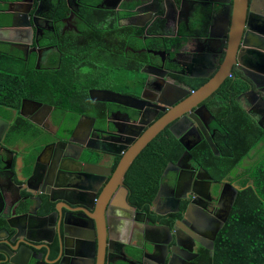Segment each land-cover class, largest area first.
I'll use <instances>...</instances> for the list:
<instances>
[{
    "label": "flooded vegetation",
    "instance_id": "obj_1",
    "mask_svg": "<svg viewBox=\"0 0 264 264\" xmlns=\"http://www.w3.org/2000/svg\"><path fill=\"white\" fill-rule=\"evenodd\" d=\"M91 6L99 12L88 19L87 9ZM227 6L228 0H96L94 5L87 0H0V29L3 30L0 51L17 59L23 72L32 70L34 79L46 84L41 93L48 96L43 101L22 99L17 108L6 109V114L0 115L7 122L0 127V170L34 174L28 188L36 191V196L30 197L32 209L27 214L16 210L14 214L19 215L14 220L33 222V214L39 206L43 210L49 208L47 213L53 212L54 206L64 213L63 205L76 189L63 186L69 185L74 176L70 180V175H61L64 173L60 170L74 174L72 171H80L87 161L112 169L120 156L105 153L99 158L105 152L100 151L105 149V143L115 144L119 140L127 146L136 139L139 128H147L153 118L162 116L161 110L154 107H161L159 99L167 100L168 97H161L169 96L170 84L187 83L192 89L191 84H204L209 79L185 76L215 74V60L206 67L199 55L212 44L209 36L224 35ZM259 16L264 13L258 15V19ZM211 17L213 22H210ZM259 43L264 48V35ZM231 72L232 77L237 76L245 86L238 100L264 131V75L244 65H234ZM129 73H141L145 77H137L126 92L128 83H133L127 79ZM71 79L82 88L68 93L78 104L70 108L69 104L60 105L54 97L66 95L60 88L68 86ZM99 80H110L114 85L101 84ZM119 80L124 82L120 88L117 87ZM46 81L63 82L54 84L58 85L55 87L58 95H52ZM141 85V89L145 88L142 116L125 106L129 101L123 98L112 97L122 104L106 103L98 98L106 91L140 98L142 90L136 91L133 87ZM219 93L218 89L201 104L211 114L201 113L199 120L212 141L216 117L208 106L218 101ZM253 94L258 99H254ZM31 130L41 133L40 148L34 147L39 142ZM200 131L197 124L184 119L177 135L190 149L188 158L185 156L178 163L185 151L180 144L183 153L175 163H168L176 168H168L165 173L164 169L150 201L141 202L142 195L134 194V187L123 180L125 203L132 210L120 204L118 211L109 213L116 239L111 241L108 256L103 254L106 258L103 256L101 264H169L172 256H178L179 261L173 259V264H204L200 255L204 251L213 255L217 236L227 221L222 217L228 214L236 186L227 180L215 181L195 163L191 151L205 141ZM24 138L31 142L22 144ZM101 183L98 181V185ZM140 189L144 191L145 187ZM8 190L1 193L0 198L10 206L20 204L29 196L22 192L19 195L18 190L12 188ZM50 199L56 200L55 203H50ZM104 213L106 228L108 222ZM7 214L2 212L0 216ZM50 221L45 220L47 228ZM41 225L33 227L31 233L36 242L29 253L24 249L20 251L17 264H21L22 259L31 264H60L61 257L56 242L51 243L50 229L39 232ZM23 230L21 232L25 233ZM136 241L143 249L138 255L131 249ZM95 264H98V256Z\"/></svg>",
    "mask_w": 264,
    "mask_h": 264
},
{
    "label": "water",
    "instance_id": "obj_2",
    "mask_svg": "<svg viewBox=\"0 0 264 264\" xmlns=\"http://www.w3.org/2000/svg\"><path fill=\"white\" fill-rule=\"evenodd\" d=\"M262 12L264 13V0H228V6L226 8L227 21L224 35L222 37L209 36L208 39H211L209 42H212V44L205 50H202L199 55L201 58L200 61L206 67H209L211 62L215 60L216 65L213 69L215 74L212 76L211 74L208 76H185V78L189 79H209L196 90L189 89L187 83H180L181 85L170 84L171 91L169 92V96L162 95L161 97H168L167 100L159 99V105L161 107H154L161 110L163 113L162 116L156 120L153 118L152 123L147 128H139L140 131L137 133L136 139L131 141L127 146L123 145L119 140H117L115 144L105 143V149L100 150L105 152L98 157L101 158L105 153L120 156L114 170L100 163H91L88 161L83 163V168L80 171H72L74 174H71L67 170H60L64 173L61 175L69 174L70 180L74 176L69 185L66 184V186H63L65 188L69 186L70 188L76 189L73 190L74 194H69L72 198H68L63 205L65 212L63 213L60 208L54 206V211L47 213L49 208L44 209L45 212L41 206H39L33 214V221L35 222H31L30 225V230H32L33 226L36 227L39 223L40 225L42 223L39 232L50 229L52 237L51 243H55L56 235V248L59 257H61L60 264H95L97 262V256L98 264H101L104 256L103 254L105 253L106 256H108L111 241L116 239L113 235L114 226L109 213L118 211L120 204H124V207L131 209V207H128L125 203L126 190L123 182L124 176L140 152L161 131L167 128L171 135L175 139H178V128L181 127L184 119L189 123H195L199 126L200 132L204 134L205 142L208 144L213 155L219 156L220 152L213 143L212 137L201 127L199 120L201 117L200 114L205 113L211 116L206 107L201 104L215 94L226 79L232 77L231 70L234 65H244V67L249 70L259 71L261 75H264V48H262L259 43V39L264 35V16L261 18L259 16L260 19H258V15ZM210 22H213L212 17L210 18ZM208 30L210 31L211 28ZM2 32L3 30L0 29V40L3 38ZM184 39V42H186L187 38ZM244 51L245 53L241 56V53ZM154 54H157V52ZM244 58L247 60L245 61ZM251 81L253 82V80ZM142 90L140 98L121 96L107 91L100 94L98 98H102V101L106 103L116 102L120 104L122 103L113 100L114 98L112 97L123 98L129 101L125 106H128L129 109L134 110L138 115L142 116L145 112V101H143L145 88ZM252 96L254 99H258L255 94ZM36 105L43 106L39 103H36ZM22 109L23 103L21 106V110ZM50 112L51 110L49 113ZM5 124H7V122L0 118V127L1 125L5 126ZM117 131L116 129V132ZM0 136H2L1 132ZM178 140L185 148L184 153L178 160L179 163L185 156L188 158V150L190 149L183 142L182 138ZM87 149L90 150L89 148ZM2 164L5 165L3 161ZM175 166L176 165L172 163L168 164L164 173L168 168H173ZM104 174H106V177ZM98 176H102V178ZM33 177L34 174H30V180H32ZM98 181L102 183L98 185ZM101 185H103V188L98 195ZM27 192L29 196L23 198L20 203L21 205L18 204L14 207L15 210L20 211V214L25 211L27 214L30 209L28 202L31 201L30 197L33 195V192L29 189H27ZM34 196L36 195L34 194ZM236 196L237 190H233L228 214L231 211ZM55 201L56 200L50 199V203L52 204H54ZM76 206H78V208H75ZM104 211L106 212V221L108 222L106 228L104 227ZM128 214L130 215L131 211H129ZM228 214L222 217L224 222ZM49 219H51V225L50 228H47L45 220L48 221ZM0 221V264H17L16 259L20 251L24 249V251L29 253L30 247L36 242V237H34V233L32 234L31 231H28V233L21 232L22 228L12 225V221L8 220L6 217L0 216ZM220 228L221 226L217 228L214 236H216ZM131 249L136 255H138V252L143 251L139 244H136V246H133ZM176 258H178V256H172L169 264L179 262ZM21 264L31 263L28 262L27 259H22Z\"/></svg>",
    "mask_w": 264,
    "mask_h": 264
},
{
    "label": "trees",
    "instance_id": "obj_3",
    "mask_svg": "<svg viewBox=\"0 0 264 264\" xmlns=\"http://www.w3.org/2000/svg\"><path fill=\"white\" fill-rule=\"evenodd\" d=\"M87 1L90 5L96 4V0ZM96 11L94 6L88 8L87 18L93 19ZM33 73L32 70L23 72L17 59L0 51L2 108L15 109L22 99L43 101L48 98L41 93L46 84L34 79ZM98 82L114 85L110 80ZM46 83L52 89V95H58L55 89L58 85L54 84L63 82ZM123 84L118 81L117 87ZM201 85L203 82H195L191 88L196 90ZM78 88L82 87L71 79L68 86L60 88L66 95H58L54 100L57 98L60 105L69 104L70 108L78 106L74 98L68 96L70 91L76 92ZM244 89L237 76L230 77L219 88L218 101L207 105L216 117L213 142L219 156L213 155L205 141L191 151L195 163L209 176L215 181L227 180L237 190L233 208L217 236L213 255L208 251L200 255L204 264H264V131L238 100ZM182 153L183 147L164 129L136 157L124 176V182L134 187V194L142 195L141 202H148L154 197L167 164L175 163ZM118 160L119 157L113 163V170ZM141 186L145 187L144 191Z\"/></svg>",
    "mask_w": 264,
    "mask_h": 264
},
{
    "label": "crops",
    "instance_id": "obj_4",
    "mask_svg": "<svg viewBox=\"0 0 264 264\" xmlns=\"http://www.w3.org/2000/svg\"><path fill=\"white\" fill-rule=\"evenodd\" d=\"M109 86H111V85H109ZM6 112H7V110L0 106V115L6 114ZM30 133L34 134V137H38L37 140H38L39 144L36 143L38 146L36 144H34V147L40 148V146L43 143V139L41 142V138L39 137V135L41 133H38V132L33 133L32 130L30 131ZM24 139L25 140L22 142V144L26 143V142H31L29 138H24ZM103 162H105V164H107V161H105V159H103ZM4 171H6V172H4ZM4 171L0 170V195H1V193H8V191H9L8 188H12L13 191L18 190L19 195H20V192H22V195H25V193H28L27 189L29 188V182H27V181H30V178H29L30 173L28 171L20 170V171H17L18 173H15L12 170H4ZM52 176L53 175H51L50 177H52ZM11 183H13V185ZM65 186H66V184H65ZM32 192H33V194L36 195L35 190H33ZM28 203H29L30 209H32L31 201H29ZM14 207H15V205L10 206L9 204H6V200H3L0 198V215L2 212H5V214L8 212L7 215L2 216V217H6L8 220H11L12 225H16L17 227H21L22 230L24 229L23 231H25V233H28V231H32L34 228L32 230H30V225H31L30 221L26 222V220L25 221L14 220L15 219L14 217L19 215V214H16V215L14 214V212L16 211L14 209ZM33 222H35V221H33ZM2 236H3V234H2ZM67 236H66V238H67ZM55 242H57L56 235H55ZM136 243L141 245L137 241H136Z\"/></svg>",
    "mask_w": 264,
    "mask_h": 264
},
{
    "label": "rangeland",
    "instance_id": "obj_5",
    "mask_svg": "<svg viewBox=\"0 0 264 264\" xmlns=\"http://www.w3.org/2000/svg\"><path fill=\"white\" fill-rule=\"evenodd\" d=\"M142 73V72H141ZM137 74V73H129L128 74V77H127V79H129L130 81H132L133 83H128V85H127V87H125L126 89V92L133 86V84L135 83V79L138 77V78H140L141 79V77H142V79L145 77V75L144 74ZM138 80V79H137ZM120 81V80H119ZM133 89L134 90H136V91H140L141 92V90L142 89H140L138 86H134L133 87ZM143 91V90H142ZM247 163V162H246Z\"/></svg>",
    "mask_w": 264,
    "mask_h": 264
}]
</instances>
